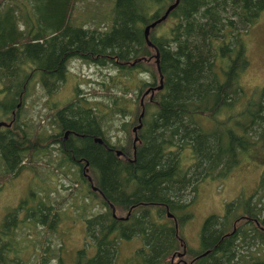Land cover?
I'll return each instance as SVG.
<instances>
[{
    "label": "rangeland",
    "instance_id": "obj_1",
    "mask_svg": "<svg viewBox=\"0 0 264 264\" xmlns=\"http://www.w3.org/2000/svg\"><path fill=\"white\" fill-rule=\"evenodd\" d=\"M19 1L25 5L0 0V35L6 41L31 37L29 49L19 56L10 57L0 50V120L5 122L0 125V228L10 240L4 242L0 237V264L70 263L76 249L91 243L95 229L101 227L113 205L122 201L119 187L133 189L135 184L114 166L104 171L88 160L87 174H81L62 149L64 133L52 119L54 106L62 107L75 99L73 107L62 110L61 118L76 125L79 103L87 105L93 116L92 135L100 136L114 149H126L132 144L135 120L132 114L116 110L115 103L122 99L130 106L141 105L143 92L138 85H155L159 74L148 57L146 37L135 29L140 15L130 0H72L67 23L59 32L54 31L56 16H48L45 8L42 18L39 14L40 5L47 7L49 0ZM146 1L154 5L150 17L161 15L174 2ZM207 9L216 16L214 35L222 46L220 50L214 46L199 48L190 58L182 51L188 48L182 39L194 19L182 0L170 13L178 23L170 35L182 45L176 53L170 50L165 56L160 54V64L180 59L178 99L193 110L187 114L173 109L170 126L160 136L163 155L157 165L159 177L153 198L160 207L154 219L150 209H136L146 234L122 239L120 256L125 263H131L136 252L147 264H161L164 259L175 263L178 257L169 252L177 238L183 244L181 250L200 255L193 264H241L243 258L250 259L252 252L264 257V241L252 235L254 223L264 228V208L254 213V223L243 224L246 218L238 219L230 233L234 235V246L224 251V238L230 232L227 219L240 197L251 195L250 207L255 210L264 203L259 188L264 170L261 151L252 156L239 151L238 165L228 171L232 158L228 140L242 128V117L248 110L244 98L247 100L249 95L255 107L264 104L257 97L264 86V10L258 14L264 9V0H243L239 5L229 2L222 9L210 4ZM34 19H42V28L48 33L46 40L31 29ZM228 29L234 31L230 36L226 35ZM235 32L245 34L248 61L235 75L234 89L220 96L219 83L229 68V64L226 68L222 65L236 50ZM164 34L157 32L156 37L170 38L168 31ZM48 45L58 47L56 55L45 56ZM62 46L67 51L58 56ZM119 58L132 62V74ZM46 65L56 67L60 75L51 76ZM195 68L201 73L194 72ZM118 76L129 90L125 91L124 83L113 82ZM157 91L152 96L145 91L142 125L157 110ZM193 111L203 117V126L195 120ZM258 127L254 121L245 133L256 136ZM182 152L184 178L167 179V169ZM94 177L99 187L92 186ZM187 209L192 216L179 226V238L174 220ZM115 211L127 213L119 206ZM245 228H252L247 237L243 236ZM87 251L91 254L94 248Z\"/></svg>",
    "mask_w": 264,
    "mask_h": 264
},
{
    "label": "trees",
    "instance_id": "obj_2",
    "mask_svg": "<svg viewBox=\"0 0 264 264\" xmlns=\"http://www.w3.org/2000/svg\"><path fill=\"white\" fill-rule=\"evenodd\" d=\"M15 3H23L19 0H13ZM72 0H49L46 5H40L39 14L42 18V11L45 8V13L48 16H56L57 22H55L54 31H61L67 23L68 14L70 12ZM175 1V0H172ZM186 7L188 13L191 14L192 19H194V23L191 25L192 27L189 29L187 34L183 36V42L185 45L187 44L188 48H182V51H185V56L190 58L194 52L199 48L203 47H211L214 46L217 50H220L222 44H218V37L215 34L216 32V16L211 14V10H208V5L212 4L216 7V9H222L229 4V2H233L235 5H239L243 0H182ZM131 4L136 8L139 12V17L134 23L135 29L139 32V34L145 36V27L149 24L154 18L150 17L154 5L147 2L146 0H130ZM264 9H260L258 14H261ZM257 19V18H255ZM252 19V21H255ZM171 20V21H170ZM178 20V19H177ZM35 21V19H34ZM170 21V22H169ZM42 19H36L35 22H31L33 30L39 32L40 38L44 40L47 39L48 33L45 32L44 28H42ZM178 27V23L175 18H173L172 14H170L166 19L162 20L156 26L152 27L150 30V38L155 43V47L148 45L149 56L151 63L156 68V71L159 74L158 64L156 62V52L157 49L160 50L161 56L167 55L170 50L173 53H176L177 49L180 50V45L178 44V39L172 38L170 35L171 29H176ZM162 31V32H161ZM168 31V37L171 38H157V32L164 34ZM234 31L228 29L226 31V35L230 36ZM165 35V34H164ZM243 32H235L236 36V50L233 55H229V60H224L225 64L222 65L226 68L227 64H229V68L226 70L224 75V79L220 80L219 86V95L224 96L226 93L231 92L235 87L234 77L237 73L241 72L245 67V62L248 61V53H247V45L244 40ZM1 36V35H0ZM30 36H22L13 38L12 41H6V38L0 37V50L4 49L7 55L10 57L19 56L22 52H25L29 49L30 44ZM176 41V44H175ZM192 42V46L190 42ZM167 43V44H166ZM172 43V44H171ZM170 44V46H168ZM184 45V44H183ZM45 49V56L50 57L52 55H56L58 47L52 45H48ZM192 47V48H191ZM67 51L66 46H62L60 49V53L58 56L65 54ZM57 56V57H58ZM153 58V61L152 59ZM119 61L123 62L127 72L132 74L134 71L133 65L131 61L122 60L119 58ZM150 62V61H149ZM221 62V59H219ZM221 62V63H222ZM181 61L177 59L172 63H167L166 60H163L161 65V71L164 74V88L158 90L157 96H160V99L157 101V110L154 111L150 118L143 122V126L139 130V135L141 137L140 140L136 142V158L135 160H129L124 156H118L115 153V149L106 148L103 144H100L93 140V135L91 133V125L93 116L88 112L87 105L79 103V118L78 122H75L76 125H73V122L69 120L62 119V110L65 108L73 107L75 99H71L66 102L62 107L54 106L52 113V119L56 122L57 127L61 132L65 129H70L68 133V137L64 140L61 139V146L64 153L68 156L69 160L77 165L78 170L82 173L87 174L86 170V161H92L97 163L101 170H110L111 167H115L118 169L121 175L127 176L128 180L134 181L133 189H127L126 187H119L120 194L122 196V201L119 204H116L115 207H121L123 210H126V215H121L117 211L112 209L110 214L105 216L103 224L101 227L95 229L93 234L91 243H89L85 247H81L76 249L74 255L70 258V263L65 261L62 264H147L144 260H141L139 256V252H136L135 257L133 258L131 263H125L123 259H121L120 253V243L122 239L129 237L131 234H135L138 236L144 237L146 234V228L144 222L137 216L136 209H144L148 208L152 212V218L154 219L157 209L160 207V204L157 201H154V193L156 186L158 184V173H157V165L159 164V158L163 154L162 150V141L161 135L163 130L170 126V121L172 120V112L173 109H181L185 113L189 114L188 110H193L189 108L185 101L178 99L179 87L176 89L177 79L180 77ZM45 70L51 76H59L60 73L57 71L56 67L52 65H46ZM200 72L198 69H194V72ZM195 80L192 79L193 83ZM113 82L115 83H124L125 91L129 90L128 84H125V81L120 79V76L117 78H113ZM159 83V82H157ZM156 83V84H157ZM147 85L145 82L140 86V90L144 93V87ZM149 85V84H148ZM172 90L173 96L170 92ZM143 95V94H142ZM258 98H262L264 102V86L259 90ZM243 104H247L245 109L247 108V112L242 117V128L237 134H231L229 137V148L228 150L232 153V158L228 161V171L229 173L233 171V169L238 165L237 160L238 152L246 155L252 156L257 150L261 151L264 155V104L262 108L257 105L256 107L252 103L251 98L246 97L243 100ZM115 109L123 114H132L134 123H137V116L140 110H142V106H130L129 103L122 101V99L118 100L115 103ZM216 110V109H215ZM215 110L210 111L211 114L215 112ZM209 113V114H210ZM193 116L195 120H197L203 126V117H199L196 111H193ZM214 118V116L212 117ZM256 121L258 123V133L256 136L248 135L246 129L250 127V125ZM143 134V137L141 136ZM133 141V140H132ZM190 147V146H189ZM183 149V148H182ZM181 149V150H182ZM126 153L131 157L134 156V147L133 142L126 149ZM256 154V153H255ZM184 154L181 153L180 157L176 158L170 168L167 169L165 173V177L170 180H180L182 177L184 178V173L186 172ZM179 176L181 178H179ZM93 179V177H92ZM97 185L99 187V181L94 180L92 185ZM259 188L262 189L261 196H264V170L260 178ZM182 189V188H181ZM179 189V190H181ZM98 196H101L100 192L96 193ZM165 195V194H164ZM251 195L245 197L242 195L240 199L237 201V207L235 208L232 216L229 217V230L230 232L225 235L224 238V251L230 250L234 245H232L234 240V235L230 234L235 225L238 223V219L246 218L242 220V223H251L256 220L253 217L254 213L260 212L262 208H264V203L261 205L259 209H252L250 207ZM246 213L248 216L241 214ZM116 212L117 216L114 215ZM129 216L125 218V216ZM241 214V215H240ZM239 217H236L238 216ZM192 212L190 209L183 211L177 218L174 220V225L177 223L176 231L178 229V237H179V226L191 218ZM236 218V219H235ZM210 217L207 218L206 222ZM167 223V222H166ZM155 224H161L159 222H155ZM254 233L252 235L258 238L261 241H264V228L261 225L254 223ZM169 227V225H167ZM249 230L252 228H245L244 237L249 236L251 233ZM0 237L4 242H10L9 236L5 233V231L0 228ZM232 245V246H230ZM183 246L181 240L179 241L177 238V242L172 247L169 253H172L174 250L181 249ZM92 247L94 248V252L89 254L88 249ZM203 258V256H202ZM200 260V259H199ZM161 264H175L171 262H166L164 259ZM241 264H264V257L260 256V254L256 252L251 253L250 259L243 258L241 260Z\"/></svg>",
    "mask_w": 264,
    "mask_h": 264
},
{
    "label": "flooded vegetation",
    "instance_id": "obj_3",
    "mask_svg": "<svg viewBox=\"0 0 264 264\" xmlns=\"http://www.w3.org/2000/svg\"><path fill=\"white\" fill-rule=\"evenodd\" d=\"M157 83V82H156ZM159 83H160V75H159ZM159 83H157V84H155V85H151V84H149L148 85V87L146 88V90L150 87L151 88V90L148 92V94H150V96H152V95H154V93H155V90L156 89H158L157 88V86L159 85ZM145 90V91H146ZM158 90H160V89H158ZM147 94V93H146ZM145 92L143 93V96H142V100L140 101V104H141V106H142V108L144 109V98H145ZM143 109L141 110V112L143 111ZM141 112H140V114L138 115V117H137V120H138V122L137 123H135V125L133 126V132H134V136H133V147H134V156L133 157H131L129 154H127L126 153V151H125V149H124V147H119V148H121L122 149V153H118L117 152V150H118V148H115V153H116V155H118V156H124L125 158H128L129 160H135V158H136V148H137V145H136V142L138 141V140H140L141 139V137H140V135H139V139L138 140H136V134L138 133L139 134V130L141 129V127L143 126H141V127H138L137 128V130H134V127L135 126H137V124H139V122H140V119H141ZM70 132V129H65L64 131H63V133H64V135H63V138H62V140H64L65 138H67L68 137V133ZM95 138V136H93V140L94 141H96V142H98V143H100V144H103L106 148H109V149H112L113 147H110L109 145H107L106 144V142L104 141V142H99V141H97V140H95L94 139ZM114 149V148H113ZM183 150V149H182ZM180 155H181V153H178V155H177V157L179 158L180 157ZM125 218H127L126 216H125ZM240 218V217H239ZM207 224V223H206ZM191 254V252H189L188 250H184V248H182V250L181 249H177V250H174L171 254L173 255V257L175 258V257H178V259L176 260V262H175V264H193V263H195V261H197L198 259H200V255L197 253V252H195L194 254H191V259L190 260H188V254ZM189 254V255H190ZM204 255V254H203Z\"/></svg>",
    "mask_w": 264,
    "mask_h": 264
},
{
    "label": "water",
    "instance_id": "obj_4",
    "mask_svg": "<svg viewBox=\"0 0 264 264\" xmlns=\"http://www.w3.org/2000/svg\"><path fill=\"white\" fill-rule=\"evenodd\" d=\"M180 0H175L173 3H171L168 8L161 14V15H158L156 18H154L149 24L146 25L145 27V37L148 41V44L151 45V46H154L155 47V43L153 42V40L150 38V30L152 27L156 26V24H158L159 22H161L162 20L166 19L171 11L174 9V7L178 4ZM156 62L158 64V70H159V75H160V83L159 85L157 86L158 89H162L163 86H164V74L162 73L161 71V65H160V50L157 49V52H156ZM151 90V88L149 87L147 90H146V93H148L149 91ZM141 114L143 115L144 114V110L141 112ZM141 115V116H142ZM2 124H5V122L3 120H0V125ZM142 126V122H141V119H140V122L139 124H137V126L134 127V130H137L138 127H141ZM95 140L99 141V142H104L103 139L99 136V137H96L94 138ZM139 139V134L137 133L136 134V140ZM117 152L120 154L122 153V149L121 148H118ZM86 164H87V161H86ZM89 179L91 180V177L88 175ZM94 186V184L92 185ZM96 188V186H94ZM113 210L115 211L116 210V207L115 205H113ZM114 215L117 216L116 212H114ZM170 216H172V214L169 213ZM129 214L126 216L128 217ZM176 219V218H175ZM176 227H177V223H176ZM177 233H178V229H177ZM178 235V234H177ZM180 236V235H179ZM180 238V237H179Z\"/></svg>",
    "mask_w": 264,
    "mask_h": 264
}]
</instances>
